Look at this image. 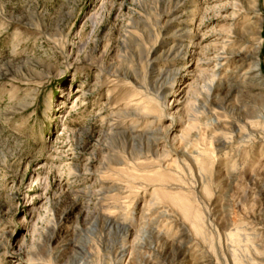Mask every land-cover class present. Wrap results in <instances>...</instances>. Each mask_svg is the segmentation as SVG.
Listing matches in <instances>:
<instances>
[{"label":"rangeland","instance_id":"374dc122","mask_svg":"<svg viewBox=\"0 0 264 264\" xmlns=\"http://www.w3.org/2000/svg\"><path fill=\"white\" fill-rule=\"evenodd\" d=\"M236 2L0 0V264H235L234 253L237 264H264L262 102L243 89L209 101L202 92L212 74L214 87L248 79L234 62L205 61L248 22L233 17ZM174 47L182 52L168 57ZM260 56L264 74V47ZM196 69L207 74L194 113L183 90ZM161 72L170 73V108L136 115L140 98L156 96L141 82ZM111 132L124 134L121 147L146 135L152 152L128 159L131 148L114 147ZM122 149L123 163L106 165ZM212 150V160L199 156ZM188 211L203 217L200 234Z\"/></svg>","mask_w":264,"mask_h":264},{"label":"bare ground","instance_id":"6f19581e","mask_svg":"<svg viewBox=\"0 0 264 264\" xmlns=\"http://www.w3.org/2000/svg\"><path fill=\"white\" fill-rule=\"evenodd\" d=\"M240 2H241L240 0H237V2L235 3L236 5H234V9H233V12H232L233 14L232 15L235 18H237L239 16H243V17L248 19V20L246 19L248 22L244 23L240 27L231 28L229 30L228 35L226 36V38L223 39L221 42H219L218 45L216 46V49H217L216 52H214L213 55H208V58L205 61H216V67L220 63L221 59L228 60L229 63L230 62H234V64L236 65V68H235L234 72L243 73L244 76H246L248 79L246 81L242 82V84L240 83V81L237 82V83L228 82L227 84L226 83L223 84L221 82V83H218L217 85H215V87H214L213 83L215 82L214 80H216V79H215V74H212V79H210V81H208L207 83L204 81V85L202 86V92L205 93L206 99H207V101H209V100H211L213 98H217V97H218L217 99L220 100L219 99V97H220L219 95L222 94V93L225 94V97H228V98L233 97L235 93H240L241 89H243L242 91H247L248 93L251 94V96H254L255 98L258 97L259 101L261 100L262 105H263L262 110L264 111V74L262 72L263 69H262L261 58H260L261 57L260 56L261 51L263 50V47H264V16H263L262 11L260 9V0H245V3H242V4H240ZM250 11L254 12V15L252 17L249 16ZM192 41H193V39H192ZM192 44L200 45V43H198V42L195 43L194 41H193ZM188 49H190V46H189ZM188 51H185L184 54L187 55ZM180 52H182L180 47H174V48L170 49V51H169L167 56L168 57L172 56V57L175 58ZM178 57H179V55H178ZM199 61H200V59L196 63L197 66H201L199 64ZM212 70L214 71V69H212ZM147 71L145 70V73ZM199 71H200V73H198L197 69H196V72L194 70V75H195V80L196 81L194 80V81L188 83L187 86H186V90L185 91L183 90V92H185L184 95L186 97L190 98L189 103L187 105L189 106L190 110H193L194 113L197 112L196 101L198 99H200V98H198V95L203 94V93L199 92V85L197 84V82L199 80L198 79L199 77H201V76L204 77L203 73H205V70L201 69ZM153 73H154V71H153ZM169 74H166V73L163 74L162 72L158 76L153 74V76L151 77L152 79L149 82H147L148 81V77L145 76L144 79H143V82H141L142 84L139 83L140 85H143L144 88H147L149 91H151L154 94H156V96L154 98L150 97L151 98L150 99V101H151L150 103L148 102L149 99L147 100L145 97L140 98L139 102H137L136 106H135L136 107V113H135L136 115H143V116H155V114H157L159 116H164L165 115L164 112L166 111V109L170 108L169 99H168L169 95H164L162 90H163L166 82H168V80L170 81V75ZM205 74H207V73H205ZM134 75L136 77H142L143 76V75L141 76L139 71L135 72ZM174 79H175L174 81H177V77H175ZM195 84L197 85L196 89H194ZM215 90H217V93L213 94V91H215ZM77 93L85 94L84 88L82 86L77 87ZM194 95H196V96H194ZM199 97H201V96H199ZM155 98H158V100L159 99L161 100V104L159 105L160 106L159 109H158V105H157L158 102H157V104H155V102H156V101H154ZM174 101H180V98L176 99ZM207 101H206V103H207ZM73 107H74V105H72L70 109H72ZM257 108H259V107H257ZM193 112H191V113L194 114ZM250 116H252V115H250ZM140 117H142V116H140ZM218 123H219V121H218ZM193 127H194L193 123H191L188 126H186V128L183 131L180 132V138L185 140L187 135H188L186 133L187 130L193 129ZM160 130L165 131L166 129L163 128V129H160ZM117 134L124 135L123 133H112V134H110L109 138H112L111 144L114 147H116V148H118V147L122 148L123 147V148H125V150H126V147L128 145L129 147H127V148H131V150L129 151V154H128V159L137 160V159H140L141 157H143L144 153L150 154V152H152V144H153L152 141L153 140L150 137H147L146 135H138V136L130 137V139L126 137L125 138L126 140L123 142L122 147H121V146H118V143L116 142V137L115 136ZM118 137H120V136H118ZM156 140H158V139L156 138ZM130 141H131V144H130ZM139 141H142V142L146 141V144H141L140 145L141 147H140V146H138V142ZM159 150H160V148H159ZM193 151L191 152L192 156L190 155V158L191 157L192 158L190 160H192V162H194L196 164V166H198V168L202 171V173H204L205 171L206 172L210 171L209 170V164L210 163L208 161H209V159H211V158H213L215 156V155H213L215 152L212 150L211 154L209 152H207L206 154L202 153L203 155L200 153L199 156L201 155V157L208 159V161H205V159H201L199 156H196V158H193V156H194L193 153L195 152V151L194 152ZM120 152L123 153L122 156H120V157H114V156L107 157V156H104L103 160L106 163V165L110 166V165H113V164H117V165L122 164L124 159L127 157L126 155H124V153L127 154V151H124L122 149ZM158 152H160V151H158ZM168 153H169V151H166L164 149V150H162L161 155L165 156V155H168ZM92 161L93 160L90 158L89 162H92ZM116 169H118V168H116ZM39 180H40V176L37 177L36 179H34V181H32V182H34V183L36 181L39 182ZM205 192L206 193H210V187H205ZM154 194H155V192H154ZM29 196H30V194H29ZM37 197H41V196L40 195L36 196V194H32V196L30 197V200L35 202L34 200H36ZM184 205L186 206V204H184ZM187 205H188V203H187ZM185 209H187V207ZM182 211H184V210H182ZM186 214H188L187 215L188 218H193L194 230H195V232L200 234L202 229H204V228H202V226L204 227V219H203V217L200 215V213H195V214L192 215V214L189 213V211H188V213L186 212ZM109 220L107 222L105 221V224H104L105 229H106V227H108L110 229V232L111 231L112 232L113 231L119 232V229H120L119 227L120 226L118 225V223L114 222V221H109ZM138 232H139V230H138ZM127 233H128V231H127ZM142 234H143V232H142ZM153 234H155V233L153 232ZM228 237L233 241V243L237 244L239 242V238L241 237V234H240L239 231H236V232L233 231V232H229L228 233ZM123 241H125V240H123ZM90 253H92V255H93V251L90 252ZM45 256H47V255H45ZM129 256H130V254H129ZM97 257H98V255H97ZM235 257H236V253H234V263L237 264V262H236L237 260H235Z\"/></svg>","mask_w":264,"mask_h":264}]
</instances>
